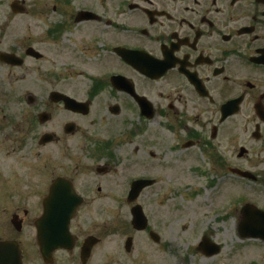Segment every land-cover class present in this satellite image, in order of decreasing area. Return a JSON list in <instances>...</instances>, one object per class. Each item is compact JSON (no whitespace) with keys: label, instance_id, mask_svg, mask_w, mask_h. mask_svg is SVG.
I'll return each mask as SVG.
<instances>
[{"label":"flooded vegetation","instance_id":"obj_1","mask_svg":"<svg viewBox=\"0 0 264 264\" xmlns=\"http://www.w3.org/2000/svg\"><path fill=\"white\" fill-rule=\"evenodd\" d=\"M43 80L53 89L42 93ZM19 85L22 111L14 125L0 113L1 142L10 148L18 129L38 149L51 147L50 185L63 182L84 201L126 200L132 216L166 169L205 165L213 222L231 220L242 249L264 248V0H0L3 104ZM139 180L150 184L130 203ZM222 184L220 212L212 206ZM154 228L141 232L165 247ZM204 238L217 243L203 234L195 251L210 259L198 247ZM134 243L127 234L126 255ZM245 258L264 264V251Z\"/></svg>","mask_w":264,"mask_h":264},{"label":"rangeland","instance_id":"obj_2","mask_svg":"<svg viewBox=\"0 0 264 264\" xmlns=\"http://www.w3.org/2000/svg\"><path fill=\"white\" fill-rule=\"evenodd\" d=\"M47 69L51 67L49 63H44L43 75L46 77L43 79H50ZM53 87L50 82L43 80L42 93L49 92ZM20 89V85L19 88L13 86L9 89L10 103L3 104L0 100V113L7 111L13 125L14 118L18 117L23 107L16 97ZM10 133L12 142L7 148L6 143L1 142L3 136L0 132V240H17L24 250L25 264H43L38 252L34 221L42 213L41 202L51 183L54 169L52 149H38L34 136L31 138V134L25 135L18 129H11ZM29 137L31 140H28ZM21 141L25 142V146L17 149L16 145ZM182 166L166 169L169 177L147 187L136 200L160 239L168 242L165 247L162 243L157 246L145 232H136L131 228L130 205H127L126 200L93 194L79 207L73 223L72 231L78 236L79 242L71 253L56 252L54 264H81L79 245L90 234L97 236L100 242L93 247L85 264H243L246 256L263 254L264 248L255 245L248 249L241 248L247 243L236 241L231 220L213 222L215 210L203 205L207 199L214 198L207 197L209 194L204 191L208 178L205 177L208 171L205 165L195 167L196 171L191 165ZM92 187L95 192L96 184H92ZM227 188L226 184L220 185L213 209L220 212L226 209ZM238 188L236 192H241ZM201 191L200 199L197 194ZM24 210L28 212L27 216L23 215ZM14 214L19 215L18 221L23 225L21 231H16L10 222ZM120 228L125 230L121 232ZM206 233L222 248L212 258L200 259L195 247ZM127 234L136 241L129 255L123 250Z\"/></svg>","mask_w":264,"mask_h":264},{"label":"water","instance_id":"obj_3","mask_svg":"<svg viewBox=\"0 0 264 264\" xmlns=\"http://www.w3.org/2000/svg\"><path fill=\"white\" fill-rule=\"evenodd\" d=\"M57 95L64 99L67 107L78 105L74 100L64 95L52 93V96ZM149 184V181L145 180H139L133 183V189L130 192L128 201H134L140 191ZM67 193H69L71 197H62V195ZM81 202L82 200L73 193L69 185L58 181V183L50 186L49 194L42 202L43 213L35 221L37 242L39 243L40 251L45 262L49 263L52 261V253L56 249L71 250L73 248L75 239L69 231V224ZM131 213L133 215L132 224L134 228L137 230L144 229L147 220L141 206H134ZM13 224L19 230L17 226L18 223L15 219H13ZM247 229L249 230V228H245V230ZM151 237L155 240L158 238L154 233H151ZM129 241L130 238L127 242ZM97 242L98 240L92 236L85 239L81 250V258L83 261L89 256L93 244ZM200 245L204 247V253L208 256L218 253L220 249L216 244L210 243L207 238H204ZM0 264H23L22 253L16 241L0 240Z\"/></svg>","mask_w":264,"mask_h":264}]
</instances>
